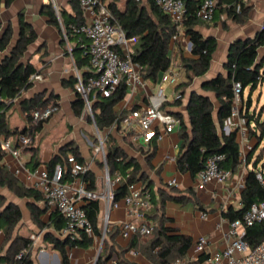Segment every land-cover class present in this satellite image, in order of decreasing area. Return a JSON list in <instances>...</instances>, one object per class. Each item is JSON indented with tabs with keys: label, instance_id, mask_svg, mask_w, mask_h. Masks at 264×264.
Listing matches in <instances>:
<instances>
[{
	"label": "trees",
	"instance_id": "1",
	"mask_svg": "<svg viewBox=\"0 0 264 264\" xmlns=\"http://www.w3.org/2000/svg\"><path fill=\"white\" fill-rule=\"evenodd\" d=\"M14 1L16 0H0V9L2 5L8 8ZM200 1H184L186 14L183 27L184 34L190 43V56L182 58L188 81L177 85L175 87V91L177 92L183 87H187L192 78L203 77L208 72L212 55L216 49V43L213 38L204 39L195 30V27L201 22L195 18V11ZM69 3L72 13H68L62 9L60 13L61 22H59L50 4L43 6L41 15L48 19L50 25L57 28L63 27L69 42L74 40L76 47L83 46L85 52L82 59L77 62V66H80V64H87V40L71 36L70 26L82 22V12L79 8V0H69ZM237 3L238 0H216V11L217 9H219V12L224 11L236 22H243L246 4H242L240 11L236 13L235 7ZM108 8L126 36L138 38L137 45L134 47L132 53V59L139 64L142 77L144 80L153 83L157 82L160 75L170 66L169 46L171 37L175 33L173 23L166 15L159 11L153 0H147V5H142L137 0H129L123 10L118 9L115 3L112 2L108 4ZM17 33L16 42L12 46H9L12 37L11 25L8 24L0 32V106H5L6 100L10 104L23 91L28 90L32 86V81L29 78L32 75L38 74L33 65L23 61L28 47L36 41L37 36L32 26L24 20L21 13L18 16ZM262 46H264V25L254 38L236 40L230 45L225 65L226 77L218 75L214 79L202 84L201 89L204 92L212 93L218 104L216 119L213 117L214 104L211 99L196 92L190 93L186 108L189 127L183 123L180 115H175L181 120L178 130L181 145L179 155L176 158V167L180 173H186L192 178H196L203 170L207 157L215 154L224 155L223 161L220 162V168L230 173H233L241 162L245 163L246 167L251 165V169L245 175L240 195L242 207L238 210L230 208L223 213V217L229 222L242 220L244 212L251 204L264 203V148L259 150L258 155H254L264 140V115L261 120L260 116L255 119V128L250 131V136L257 141V145L242 159L236 142V131L229 132L228 134H225L223 131L224 124L229 119L233 106V82L240 83L242 88L241 94L245 88L254 90L260 83L257 77L260 76V70L263 68V65L258 66L256 59L258 49ZM83 76H87V73H83ZM74 82L75 80L70 82L72 88L74 87ZM126 92V86L122 82L112 95L107 97L97 95L91 103L93 122L98 132L109 131L113 125L120 122L124 113L122 111H115V107L124 99ZM177 96L173 101L175 105L180 103L182 94L179 92ZM57 99L56 96L51 95L46 99L42 96H34L31 99L23 100L21 109L25 114L27 125L22 129L11 130L5 118L0 115V136H3L5 139L13 138L17 135L35 137L49 119L33 124L32 112L43 110L48 106L57 108ZM71 108L75 117L82 115L84 102L78 95H76ZM133 109H136V107ZM163 112L174 115L167 111ZM116 131L118 132L119 128ZM104 147V159L110 179H114L117 174L126 178L124 182L115 187L113 191L114 201L118 202L127 195L129 184L140 183L144 191L150 193L152 203L153 198L149 183L142 173L141 166L137 160L129 157L124 152L110 132L104 138ZM27 149L31 153V160L27 165H30L31 170H33L40 166L41 162L35 157L37 148H26L23 151ZM64 150L69 151L70 154L62 156L59 153L44 164L50 174L56 166H60L62 169L61 181L63 183L69 179L67 164L69 156L74 157L80 163H85L78 148L66 146ZM135 150L148 159L154 153L155 146L153 144L151 149L147 151L141 148ZM3 156L4 153L0 149V187L7 188L20 199L30 200L28 209L31 221L40 231H44V242L50 244L52 249L58 252L60 264H70L68 257L69 249H87L92 247L93 238L87 236L82 231L78 232V235L73 239L70 237L59 238L48 231L49 229H53L56 233H59L65 225V220L55 210L48 213L46 221L42 219L48 212V209L44 205L43 207L39 205L42 202L41 196L38 192L24 187L1 164ZM100 163L102 165V162ZM258 174H260L261 180L257 178ZM84 180L88 190L92 192L97 191L95 177L90 171L86 173ZM168 198L178 200L177 196L173 195L168 196ZM83 210L93 228L94 237H100L101 229L98 225L99 201L89 200L83 206ZM147 217H149V214ZM21 220V210L12 203L6 204L4 197L0 195V230L3 232L5 242L9 243L6 254L0 258V262L8 264H33L30 252L32 241L20 236L11 239L14 228ZM244 230L243 239L250 248H254L264 241V221L251 227H245ZM129 240L130 243L126 250L133 249L154 264H173L177 259L185 258L187 249L191 245V240L188 237L172 234L169 229L162 225L153 226L151 234L146 237L134 235ZM22 250H28V253L21 259L16 260L15 256ZM109 255L110 253L105 251V248L102 249V253L96 264H104Z\"/></svg>",
	"mask_w": 264,
	"mask_h": 264
},
{
	"label": "crops",
	"instance_id": "2",
	"mask_svg": "<svg viewBox=\"0 0 264 264\" xmlns=\"http://www.w3.org/2000/svg\"><path fill=\"white\" fill-rule=\"evenodd\" d=\"M102 1L106 5L113 2L118 9L123 10L129 0ZM137 1L142 5H147V0ZM56 2L61 9L72 13L69 0H56ZM48 4V0H16L5 9L10 17L15 16L17 25L18 16L21 13L24 20L34 29L37 39L28 47L24 59L35 67L41 78L32 81V86L28 90L23 91L10 104L7 103L5 106H0V115L5 118L11 130L22 129L27 125L25 114L21 109L23 100L31 99L34 96H42L44 99L51 95L56 96L58 98L56 110L44 124L42 130L35 135L34 144L29 148H37L35 157L41 162L40 166L42 167H45L44 164L59 153L62 156L69 155V151L64 150L66 146L78 148L81 157L89 166V171L95 177L96 190L98 191L102 187V177L99 175V170L95 163L87 159L86 154L89 148H86L84 144L78 141L76 132L81 126H79L78 117L74 116L71 108L76 98L74 89L70 86V82L75 80L74 69L76 68L82 74L87 73V64L77 66V62L82 59L85 50L82 45L76 47L74 40L66 42L63 39V27L57 28L50 25L48 19L41 15L43 6ZM245 6L246 12L243 22H236L224 11L219 12V9H217L212 22H200L195 27V30L204 39L213 38L215 40L216 49L212 55L208 72L203 77L195 78L193 81L194 86L188 85L178 90V92L175 91V87L164 86L166 99V93H168L171 95L172 100L169 101L167 99L162 110L172 113L174 116L180 115L187 127H189V120L186 108L190 93L196 92L197 94L208 96L214 104L216 102L214 95L204 92L201 89L202 84L218 75L226 77L225 65L230 45L236 40L254 38L264 25V0H247ZM179 40L181 45L178 44L176 47L177 51H179L177 61H181L182 65H184L182 58L190 56L189 52L185 51L182 46L183 43L188 42L184 32L180 34ZM86 43L88 44V42ZM178 62L175 64H179ZM256 62L258 66L262 64L263 68L261 69H264V46L258 49ZM186 73L181 83L187 82ZM158 87V80L155 83L146 80V92L136 90L132 94L126 93L124 99L115 107V111H122L125 115L130 108H143L147 103L145 93H155ZM182 90L183 92L181 93ZM246 90L247 88L241 94L239 116L226 120L223 128L225 134L236 131V142L241 159L256 147L257 141L250 136V131L255 128V119L260 116L261 120L264 115V106L258 109L252 105V96L255 89L250 90L249 88L245 97ZM179 92L182 94L181 101L178 105H175L173 101ZM217 107L218 104L216 102L214 104L215 113L213 112L214 119H216ZM67 126L72 127V130L69 131L70 128L68 129ZM242 130L245 131V135L241 134ZM112 133H115L113 137L124 152L129 157L137 160L141 166L142 173L147 178L153 198L152 210L149 212L148 217L150 223L154 227L162 225L169 229L172 234L188 237L191 240V245L187 249L185 258L192 259L193 264H204L203 262L211 254L224 249L228 242L226 234L230 229V224L223 217V213L230 208L238 210L242 207L240 195L245 175L251 169V165L246 167L245 163L241 162L225 182L218 183L213 181L206 184L202 189H197L198 178H192L189 174L180 173L176 167V158L179 155L181 145L178 131L166 134L159 140L152 141L147 147L134 144L131 141V136L123 130L119 129L118 132L113 131ZM14 138L11 139L13 140ZM82 138L84 137L82 136ZM153 144L155 150L148 159L135 150L141 148L147 151L151 149ZM262 147H264V140L254 155H258ZM30 160L31 153L27 149L22 153V161L28 170H31L30 165H27ZM1 164L26 187L24 175L15 176L13 174L12 170L16 164L9 155L2 157ZM102 166L106 170L104 161ZM171 180H175L174 186L168 185ZM0 195L4 197L6 204L12 203L21 210L22 220L25 217V219L31 220L28 209L29 199H20L5 187H0ZM170 195L177 196L178 200L169 199L168 196ZM39 205L43 207L42 202ZM101 208L102 204H99L98 225L102 230L103 213ZM26 211L27 214H25ZM48 213L42 217L44 221L47 220ZM128 220L130 218L127 215L124 202L120 200L118 201V207L110 212L108 229L103 240V244L104 242L105 244H102L99 252L101 254L102 249L105 248V251L110 253L104 264H154L133 249L126 250L130 240L123 238L119 234L118 225ZM48 231L58 237V233L53 229ZM244 231L243 228L238 229L241 235H244ZM42 232L44 233V231ZM20 237L29 239L26 233L21 234ZM199 238L206 239L205 250L201 253L196 251V243ZM42 241L44 242V237ZM44 243L49 247L47 249L42 248L35 256H31L33 264H60L58 252L53 250L50 244ZM8 246L9 243L4 244L2 235L0 237V258L5 256ZM98 246V240L94 239L90 248L69 249L70 264H94L98 255ZM132 252H135V254ZM35 258L38 259L37 263L34 261Z\"/></svg>",
	"mask_w": 264,
	"mask_h": 264
},
{
	"label": "built area",
	"instance_id": "3",
	"mask_svg": "<svg viewBox=\"0 0 264 264\" xmlns=\"http://www.w3.org/2000/svg\"><path fill=\"white\" fill-rule=\"evenodd\" d=\"M185 0H153L159 11L166 15L175 27L169 46L170 66L160 75L159 87L155 93H145L147 103L141 109H129L120 122L113 125L109 132L117 128L131 136V141L142 147H147L153 140H159L162 136L179 130L181 120L179 117L163 112V105L167 102L164 86L176 87L185 77L184 65L175 64L179 57L176 47L180 34L184 32L183 22L185 20ZM56 17L60 20L61 7L56 0H48ZM247 0H238L235 11H240L241 5ZM79 8L82 12L83 21L80 24L70 26L71 36L87 40V76H83L76 68L74 69V92L84 102V110L87 109L93 122L91 103L97 95L107 97L112 95L123 82L126 86V93H133L136 90L146 92V80L141 75V68L132 59L133 46L138 42L137 37H127L120 25L114 20L108 5L102 0H79ZM216 12V0H201L195 18L203 23L213 21ZM63 39L67 42L68 37L64 31ZM185 51H190V43L182 44ZM40 74L32 75L29 80H39ZM261 82L262 76L257 77ZM241 85L233 82V106L229 119L239 116L241 98ZM176 96L175 98H177ZM9 103L8 100L5 101ZM56 110L51 106L43 110L32 112V122L36 124L42 120H48ZM228 119V120H229ZM94 124V122H93ZM95 126V125H94ZM96 128V127H95ZM242 135L245 131L242 130ZM35 137L29 135H17L13 140L0 136V149L4 155H9L15 162L12 172L15 176L24 175L26 187L39 193L42 204L48 210L57 211L65 220V225L58 233L59 238H74L82 231L93 240H98V254L101 251L103 240L108 229V220L112 209L118 207V202L113 199L115 187L126 180L125 177L117 174L110 179L108 171L105 170V179H102L101 191L92 192L87 189L84 176L89 171L87 163H80L74 157L67 158L68 181L63 183L62 169L56 166L50 174L46 167L38 166L33 170L25 168L22 161L23 150L32 147ZM100 147L103 151L101 140ZM104 158V152H103ZM224 155L215 154L208 156L203 170L198 174L197 189H202L210 182H225L231 175L229 171L220 168V162ZM105 161V159H104ZM257 178L261 180L260 174ZM264 183V181H263ZM175 185V180L168 183ZM89 200H98L102 204L103 226L100 237H94L93 228L86 218L83 206ZM130 220L118 225L119 234L125 239H131L138 235L146 237L151 234L153 225L148 219L152 208L151 196L144 191L140 183L129 184L127 195L122 199ZM264 221V203H253L244 212L242 220L229 222L230 229L226 234L227 245L221 251L209 256L204 264H264V241L254 248H250L238 232L239 228L251 227ZM3 235L0 230V237ZM31 239H33L31 237ZM206 239L199 238L196 243V251L201 253L205 250ZM28 250L20 251L15 259H21ZM135 254V252H132ZM0 264H8L0 262ZM173 264H193L192 259H177Z\"/></svg>",
	"mask_w": 264,
	"mask_h": 264
},
{
	"label": "rangeland",
	"instance_id": "4",
	"mask_svg": "<svg viewBox=\"0 0 264 264\" xmlns=\"http://www.w3.org/2000/svg\"><path fill=\"white\" fill-rule=\"evenodd\" d=\"M5 9L6 8L4 6H2L1 10H0V32L8 24L11 25L12 37H11V41H10L9 46H12L17 40L18 25H17V22L15 21L16 20L15 16L13 15L12 17H10L9 14L6 13ZM135 46H133V48ZM23 61L26 62L27 60L23 59ZM178 63L180 66L182 65L181 61H179ZM186 75H187V73H186ZM188 75H190V74L188 73ZM260 75L262 76V82L259 83L258 87L253 91V96H252V105L255 108L257 107L258 109H260L261 107L264 106V70L263 69L260 70ZM194 80H195V78H192L189 81L190 82L189 85L194 86V82H193ZM248 91H249V88H247V90L245 92V97L247 96ZM166 94H167V99L169 101H171L172 100L171 95H169L168 93H166ZM174 96H175V94H174ZM214 104H216V102ZM77 120H78L79 126H81V128H79L76 132L78 134V141L81 144H84L86 148H89L88 153L86 154L87 159L88 160L90 159V160H92V163H95V166L99 170V175H101L102 179H105V170L100 163V162L104 161V158H103V152H104V148H105L104 144H103V151L101 149H99V151H97V148L100 147L99 140L104 142V138L109 131H104L102 133L98 132L96 130L91 118H90V115H89V112L87 109L83 110L82 115L80 117H78ZM67 128L68 129L70 128L69 131L72 130V127L67 126ZM110 133H111V135L115 136V133H112V132H110ZM82 136L85 139L82 138ZM262 148H264V147H262ZM263 157H264V155H263ZM101 190L102 189L99 188L98 192ZM50 211L51 210H48V212H50ZM25 214H27V211ZM25 218L14 228V230L11 234V239L19 237L23 233H26L28 235L29 240L32 241V246H31V251H30L31 256H35L37 253H39V251L42 248L47 249V247H49V246L42 241L43 237H44L43 236L44 233L42 231H39L38 228L34 224H32V221L30 219H25ZM31 237L33 239H31ZM3 240H4V244H7L5 242L4 235H3ZM34 261H35V263H37L38 259L35 258Z\"/></svg>",
	"mask_w": 264,
	"mask_h": 264
},
{
	"label": "water",
	"instance_id": "5",
	"mask_svg": "<svg viewBox=\"0 0 264 264\" xmlns=\"http://www.w3.org/2000/svg\"><path fill=\"white\" fill-rule=\"evenodd\" d=\"M104 164H105V169H106V171H107V167H106V163H105V161H104ZM99 256H100V253L97 255V257H96V260H95L94 264H96V263H97V260H98Z\"/></svg>",
	"mask_w": 264,
	"mask_h": 264
}]
</instances>
